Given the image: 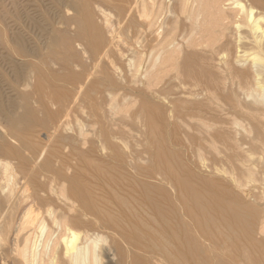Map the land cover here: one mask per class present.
Wrapping results in <instances>:
<instances>
[{"label": "bare ground", "instance_id": "obj_1", "mask_svg": "<svg viewBox=\"0 0 264 264\" xmlns=\"http://www.w3.org/2000/svg\"><path fill=\"white\" fill-rule=\"evenodd\" d=\"M58 24L0 125V264H264V0Z\"/></svg>", "mask_w": 264, "mask_h": 264}, {"label": "rangeland", "instance_id": "obj_2", "mask_svg": "<svg viewBox=\"0 0 264 264\" xmlns=\"http://www.w3.org/2000/svg\"><path fill=\"white\" fill-rule=\"evenodd\" d=\"M68 3L69 0H0V107L4 110L0 112V125L7 123L8 113H23L22 93L30 91L22 86L19 77L29 60L25 56L29 52L43 53L52 29L63 28L58 23Z\"/></svg>", "mask_w": 264, "mask_h": 264}]
</instances>
